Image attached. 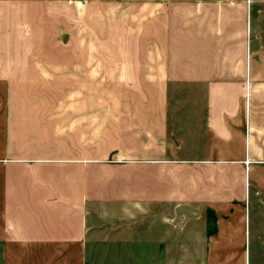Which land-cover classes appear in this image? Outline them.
Wrapping results in <instances>:
<instances>
[{
    "label": "crops",
    "instance_id": "0c3cea01",
    "mask_svg": "<svg viewBox=\"0 0 264 264\" xmlns=\"http://www.w3.org/2000/svg\"><path fill=\"white\" fill-rule=\"evenodd\" d=\"M99 1L0 0V264H264V0Z\"/></svg>",
    "mask_w": 264,
    "mask_h": 264
},
{
    "label": "rangeland",
    "instance_id": "374dc122",
    "mask_svg": "<svg viewBox=\"0 0 264 264\" xmlns=\"http://www.w3.org/2000/svg\"><path fill=\"white\" fill-rule=\"evenodd\" d=\"M22 1L24 3H22ZM90 0H46L44 6L41 9L46 13H61L62 17L59 16L58 19L61 21L57 22V29L55 27H47L44 34H41V42L38 44L40 47L37 48V54L32 55V60L36 62H40L43 66L46 67L47 76H54L55 65L65 67L69 66L71 61V20L70 13L74 10L76 11L78 2L87 3ZM16 3L26 4L27 6H32L31 9L33 11V6L31 5L34 0H15ZM100 1L97 0V3ZM25 6V5H24ZM29 6V7H30ZM28 8V7H27ZM82 11V10H81ZM95 13H99L100 10L91 11ZM54 24V22H52ZM51 23V24H52ZM49 25V23H48ZM100 56V57H99ZM98 59H102V54H99ZM67 71V70H65ZM46 87L45 91L48 95V104L49 107H64L70 108L72 104L71 99V85L69 82V74L64 75L62 82L57 84H50L44 86ZM96 88V100L95 107L103 108L105 100H103V90L102 86H95ZM111 106L115 104L113 102V98ZM210 230H213V225H210ZM263 262H257L256 264H262Z\"/></svg>",
    "mask_w": 264,
    "mask_h": 264
},
{
    "label": "trees",
    "instance_id": "16d2710c",
    "mask_svg": "<svg viewBox=\"0 0 264 264\" xmlns=\"http://www.w3.org/2000/svg\"><path fill=\"white\" fill-rule=\"evenodd\" d=\"M208 217H209V223H210V225H213V230L212 231L210 230V233H212L214 231V228H215L214 227V224H215V216L213 215L212 212H209Z\"/></svg>",
    "mask_w": 264,
    "mask_h": 264
}]
</instances>
